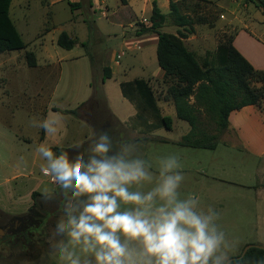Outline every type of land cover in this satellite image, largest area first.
I'll return each instance as SVG.
<instances>
[{
    "label": "rangeland",
    "instance_id": "1",
    "mask_svg": "<svg viewBox=\"0 0 264 264\" xmlns=\"http://www.w3.org/2000/svg\"><path fill=\"white\" fill-rule=\"evenodd\" d=\"M76 1L12 0L11 18L27 44V49L10 53V58L9 54H0V60L8 59L5 68L0 69L1 78L3 72L11 74L10 68L16 65L13 80L5 86L0 85V197L5 199L4 205L24 212L30 197L33 199V193L47 194L54 191V183L40 170L46 162L36 152L40 124L44 120L41 109H50L63 116L57 131L53 133L54 138L61 134L65 148L77 147L67 152L71 159H75L78 154H82L86 162L91 158L89 146L104 134L102 127L106 121L112 125L106 131L113 145L109 155L131 145L133 158L141 156L146 166L152 165L151 170L154 172L162 158L175 155L182 164L185 176L180 188V199H187L189 195L198 199L197 211L213 215L217 232L224 235L220 249L215 253L217 262L240 255L247 245L264 246V155L253 150L264 146V116L263 119L250 116L248 126L241 121L250 145L240 140L232 127L221 130L206 116L201 117L202 135L198 137L216 136V149L181 145L180 142L190 133L191 127L177 118L174 109L163 111L158 107L159 99H165L166 84L164 87L159 84L158 88L157 85H149L154 92L157 112L149 108L137 90L129 91L131 99L130 96H124L121 88V84L132 83L136 79L148 83V76L160 69L157 45L142 40L151 37L153 40L156 35L137 36L136 32L143 24L148 25L146 21L150 19L155 1L162 13L168 14L169 0H127V5L121 0H104V3L94 8L90 6L93 0ZM174 1L179 2L182 13L195 22L200 18L207 20L206 23H196L194 33L184 40L200 63L206 59L207 52H215L226 38L235 39L238 28L248 31L245 28L248 27L249 33L261 46H253L243 39L238 43L237 50H245L251 60L264 67L263 7L247 0H211L212 3L198 0ZM261 1L264 3V0H257V3ZM71 2L78 4V8L72 9L69 4ZM182 30L185 31L184 28ZM161 31L176 34L178 27L170 19ZM62 32L77 39L78 43L73 49L66 50L57 44ZM27 52L35 54L36 67L28 65ZM121 53L124 56L117 66L116 56ZM19 54L24 57L26 65L22 60L19 65L16 60H12V57ZM91 59L97 60V63L107 62L114 68L113 79H106L105 82L117 89L121 88L126 99L123 110H132L127 127L141 128L144 137L140 141L131 140L133 137L129 136V130L120 128L109 114L97 121L95 138L86 139L89 130L71 111L77 108L78 102H85L89 96L87 87L90 78L92 80L89 69ZM94 79H97L95 84L98 91L95 92V99L100 100L102 94L99 79ZM118 82H121L120 88ZM109 96L114 98L110 106L117 108L116 101L120 99H116L113 93ZM133 112L135 116L131 115ZM82 115L92 119L89 110H85ZM167 116L173 120L171 128L164 123L163 119ZM48 118L57 117L50 113ZM85 139L87 142L84 145L75 146ZM15 185L22 186L23 190H16L9 196V188ZM153 186L144 184L133 186L130 190L146 193ZM30 190H34L31 196ZM83 200L85 204L87 197L84 196ZM131 208V205L121 204L118 210ZM121 242H124L123 237ZM63 245L72 254L71 257L66 253L61 259L57 251L51 264H72L73 260L78 261V264H96L94 253L84 252L82 244H72L67 233ZM130 247L139 249L140 246L130 242Z\"/></svg>",
    "mask_w": 264,
    "mask_h": 264
},
{
    "label": "clouds",
    "instance_id": "2",
    "mask_svg": "<svg viewBox=\"0 0 264 264\" xmlns=\"http://www.w3.org/2000/svg\"><path fill=\"white\" fill-rule=\"evenodd\" d=\"M53 116L57 118L40 124L49 134L63 119L61 113ZM112 149L106 132L89 146L87 162L82 154L71 159L67 152L56 155L44 144L36 148L46 162L40 169L44 176L65 190L74 189V199L87 197L77 217L69 205V241L94 253L96 264H217L215 253L224 235L217 232L213 215L197 211L198 199H180L185 176L178 158H162L154 172L144 158H133L131 145L109 155ZM144 184L154 186L146 193L130 190ZM121 204L132 208L120 211ZM59 229H64L63 222ZM59 252L61 259L72 255L63 244Z\"/></svg>",
    "mask_w": 264,
    "mask_h": 264
},
{
    "label": "trees",
    "instance_id": "3",
    "mask_svg": "<svg viewBox=\"0 0 264 264\" xmlns=\"http://www.w3.org/2000/svg\"><path fill=\"white\" fill-rule=\"evenodd\" d=\"M198 1L212 3L208 0ZM247 1L264 8L262 1L259 2L261 4L257 3V0ZM121 2L124 5L128 4L127 0ZM11 3L12 0H0V53L27 49V44L11 18ZM169 3L170 12L164 14L155 1L149 26L143 24L136 35L157 34L159 37L157 59L160 68L164 71V83L167 85L165 98L173 102L177 118L187 122L191 127L190 133L183 137L180 144L214 150L217 147L216 136L198 137L202 135L201 117L206 116L215 122L219 129L228 130L231 127L229 118L234 111L253 106L264 116V70L255 68L237 50L233 44L234 37L222 41L215 52H207L206 59L200 63L196 54L187 48L184 40L189 34L194 33V25L206 23V18H200L195 22L182 13L179 2L169 0ZM69 4L72 9H77L79 6L74 3ZM170 19L178 27L176 34L161 31ZM57 44L66 50H71L77 41L66 32H62ZM26 59L30 67L37 66L34 53L27 52ZM111 77V69L105 67L103 79ZM121 88L124 96H130L131 99L129 91L137 90L149 108L157 112L154 92L146 81L136 79L132 83L121 84ZM71 112L77 115L76 110ZM163 120L168 128L172 127L173 121L170 117H165ZM50 148L56 155L66 151L59 147ZM37 196L39 193H33V200ZM230 264H264V249L251 248L242 259L234 260Z\"/></svg>",
    "mask_w": 264,
    "mask_h": 264
},
{
    "label": "crops",
    "instance_id": "4",
    "mask_svg": "<svg viewBox=\"0 0 264 264\" xmlns=\"http://www.w3.org/2000/svg\"><path fill=\"white\" fill-rule=\"evenodd\" d=\"M80 1L81 0H77L76 2H80ZM101 3H104V0H93V2L90 3V6L92 8H94L98 4L101 5ZM146 24H148V26H149V20L146 21ZM245 28H247L248 31L244 30L243 28H238L237 34H236L235 39H234V46L236 48H238V43L240 41H242L243 39L247 40L248 44H252L253 46H261L260 42L254 36H252L249 33L250 28H248V27H245ZM155 35L156 36L154 37L153 40H152V37H151V39H142V40H146L145 43H154V44H156L158 46L159 37H158L157 34H155ZM139 39H140V37H139ZM75 40L77 41V39H75ZM15 51H21V50L8 51V52H5V53H0V54H9L8 58H10V53L15 52ZM239 51H241V53L250 61V63L253 66H255V68L264 70V67L259 66L253 60H251V58H250L251 56H249L248 53L245 50L239 49ZM123 56H124V53L117 54V56H116V65L117 66L119 65V60ZM12 60L13 61L16 60L18 65H19V61L22 60V62H24V64L26 65V63L24 61V57H22L21 54H19V56L16 55V56L12 57ZM7 61H8V59L6 61L5 60H0V69L5 68V64H6ZM21 63H20V67H22ZM11 65H13V62L11 63ZM90 65H91L90 68H89L90 69V77H92V80L90 78V81L88 82V87H87L89 96H88V98H87V100L85 102H82V101L78 102L77 105H76L77 108L75 109L77 111V116H78L79 120L81 122H83L85 124V126L87 127V129L89 130V136L91 135L90 139H89V136L86 139L87 140H91L93 137L95 138L97 121L102 119V118L107 117V115L109 114L110 117L114 119V121L116 122V124L120 128H122L124 131L125 130H129V132H130L129 136L131 138L133 137L131 140H134V142L135 141H140L141 138L144 137L143 136L144 134L142 133L141 128L140 127H136V128L134 127V129H132V128H128L127 127V123H128L127 121L131 118L130 112L132 110L129 109V112L127 110H123L124 106H125V103H126V101H125L126 99L123 97L122 92H121V88H120V83L121 82H118V87L120 89H117V87L110 86V84L105 82V80L103 79V69L105 67H109L111 69L112 77H111V79H108V80H112L113 76L115 75L114 68L111 65H108L107 62H99V63H97V60H93V59L90 60ZM158 66H159V64H158ZM12 67L13 68H10L11 74L3 72L2 78L0 77V85L5 86V84L10 83L13 80V75H14V72L16 70V65L14 64ZM101 74H102V76H101ZM95 77H97L99 79V86L101 88L100 92L102 94V97L100 98V100L95 99V92L97 91L96 84H95V80H97V79H94ZM148 84L150 86L157 85V88H158L159 84H161V86L164 87L165 86V83H164V71L161 68L158 69V70L153 71L152 75L148 76ZM111 93H113L114 96L116 94V96H117L116 99H118V98L120 99V101H116V104H118V106H116L117 108H114L113 106H110V103L114 102V98L109 96V94H111ZM119 96H122V97H119ZM159 100L160 101L158 103L159 104L158 107H160L161 110L167 111V110H170V109H174V111L176 113L175 106H174V104H173V102L171 100H166V98L165 99H159ZM47 108H49V107H47ZM47 110H48V112H47ZM85 110H89V112L91 113V116H92L91 120L82 115V113H84ZM50 113L53 114V113H56V112L55 111L53 112V110H50V109H46L44 111H42V109H41V115H42V117L44 119L48 118ZM131 115L135 116V112H133ZM176 116H177V114H176ZM250 116H255V117H259L260 116V119H263L262 118L263 116L260 113V111L258 109H256L255 107H253V106L245 107V108H243L240 111H234V112L231 113L230 118H229L230 119V123H231V127L233 129H235V131L237 132L240 140L242 139L243 142L248 144V145H250V143L245 138L246 134L243 131L244 130V126H243L241 121L246 123V126H248L249 124H247V123L249 122L248 119H249ZM167 117H170V116H167ZM110 127H112V125L109 122L106 121L103 124L102 131L105 133L106 131H108V129H110ZM43 131L44 130L41 128L40 129V136H39V145L44 144V145H46L48 147L63 148V149L66 150L65 152L73 151V150H75V148H77V147L65 148L63 146V144H62L65 141H64V139H62V135L61 134H59L58 137L54 138L53 133L49 134V133H46L44 131V135H43ZM42 135H43V137H42ZM86 139L83 140L82 142H80L79 144H76L75 146L84 145L85 142H87ZM253 150L259 155H264V146L259 147V148H255ZM19 175L14 176V177H18ZM57 188H58V184L54 183V190L57 189ZM16 190H18V192L19 191L21 192L23 190V187L22 186H19V187L17 186L16 187V185H15V187H10L7 193H8L9 196H11V194L13 192L15 193ZM33 192H34V190H30L29 195L31 196ZM4 201H5V199L0 197V210L2 212H4V213L14 214V215L26 212L33 205V199H32V197H30L29 202H27V205H26V208H25L24 212H20L19 210H16L14 208H10V207L5 206L4 205Z\"/></svg>",
    "mask_w": 264,
    "mask_h": 264
},
{
    "label": "flooded vegetation",
    "instance_id": "5",
    "mask_svg": "<svg viewBox=\"0 0 264 264\" xmlns=\"http://www.w3.org/2000/svg\"><path fill=\"white\" fill-rule=\"evenodd\" d=\"M83 199H74V189L65 190L58 184L52 193L39 194L24 213L0 210V264H51L70 230L69 205L75 210L73 217H77Z\"/></svg>",
    "mask_w": 264,
    "mask_h": 264
},
{
    "label": "water",
    "instance_id": "6",
    "mask_svg": "<svg viewBox=\"0 0 264 264\" xmlns=\"http://www.w3.org/2000/svg\"><path fill=\"white\" fill-rule=\"evenodd\" d=\"M251 248H260V249H264V246H262V245H255V244L247 245V246L243 249L242 253H241L239 256H237V257H233V258H230V259H228L227 261H225L224 263H222V262H217V264H230V263H231L232 261H234V260H240V259H242V258L245 256V254L247 253V251H248L249 249H251ZM209 264H212V263H209Z\"/></svg>",
    "mask_w": 264,
    "mask_h": 264
},
{
    "label": "built area",
    "instance_id": "7",
    "mask_svg": "<svg viewBox=\"0 0 264 264\" xmlns=\"http://www.w3.org/2000/svg\"><path fill=\"white\" fill-rule=\"evenodd\" d=\"M50 181L52 182L51 178H50ZM53 183V182H52Z\"/></svg>",
    "mask_w": 264,
    "mask_h": 264
}]
</instances>
